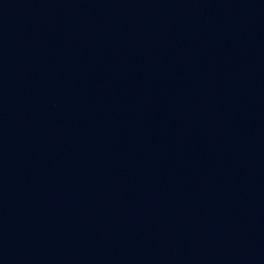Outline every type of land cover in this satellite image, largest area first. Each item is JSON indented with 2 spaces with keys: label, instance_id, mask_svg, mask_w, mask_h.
<instances>
[{
  "label": "water",
  "instance_id": "1",
  "mask_svg": "<svg viewBox=\"0 0 264 264\" xmlns=\"http://www.w3.org/2000/svg\"><path fill=\"white\" fill-rule=\"evenodd\" d=\"M0 264H264V0H0Z\"/></svg>",
  "mask_w": 264,
  "mask_h": 264
}]
</instances>
